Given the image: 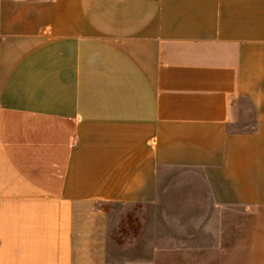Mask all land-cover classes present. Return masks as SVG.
<instances>
[{"label": "crops", "instance_id": "obj_1", "mask_svg": "<svg viewBox=\"0 0 264 264\" xmlns=\"http://www.w3.org/2000/svg\"><path fill=\"white\" fill-rule=\"evenodd\" d=\"M126 206L123 264H264V0H0V264H108Z\"/></svg>", "mask_w": 264, "mask_h": 264}, {"label": "rangeland", "instance_id": "obj_2", "mask_svg": "<svg viewBox=\"0 0 264 264\" xmlns=\"http://www.w3.org/2000/svg\"><path fill=\"white\" fill-rule=\"evenodd\" d=\"M178 183V182H176ZM169 198H171L169 196ZM185 201L187 199L186 194H182L180 197H174V199ZM166 211V210H165ZM192 211V210H191ZM184 212L187 214V209H179L174 208V210H167V213L170 216H176ZM140 220V213L138 207H123L119 209L112 225V241L110 243V253L108 256V264H123L124 261L129 259H136L139 257L140 254L144 255L141 251L139 252L138 249V231H139V222ZM176 220V219H175ZM156 218V210L152 209L150 211L149 222H148V241L149 238L152 241L153 245V238L155 232V224L157 223ZM181 222V225H180ZM180 222L176 221V223L171 225L169 223H164L160 226V229L163 233H171V231L176 230L178 227L181 228V232H186L188 227H186V222L183 219H180ZM183 222V223H182ZM147 241V242H148ZM150 245V248H151Z\"/></svg>", "mask_w": 264, "mask_h": 264}]
</instances>
